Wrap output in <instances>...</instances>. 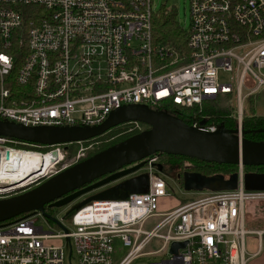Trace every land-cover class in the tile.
I'll return each instance as SVG.
<instances>
[{
    "label": "built area",
    "instance_id": "1",
    "mask_svg": "<svg viewBox=\"0 0 264 264\" xmlns=\"http://www.w3.org/2000/svg\"><path fill=\"white\" fill-rule=\"evenodd\" d=\"M189 1L186 54L153 40L152 0H0V119L91 125L125 104L170 102L191 125L214 131L223 120L206 106L233 92L243 136V100L264 88V0ZM221 70L232 83L220 80ZM15 142L0 135V164L6 150L46 152ZM63 156L47 176L68 166H60ZM144 161L145 190L79 205L64 231L44 230L34 215L0 221V264H72L73 255L78 264H133L174 240L187 241L180 255L170 251L153 264H246L245 236L264 234L246 226V201L264 202V189L244 186V164L237 188L209 189L161 210L168 189L159 152ZM0 184V196L14 188ZM153 241L159 249L148 248Z\"/></svg>",
    "mask_w": 264,
    "mask_h": 264
},
{
    "label": "water",
    "instance_id": "2",
    "mask_svg": "<svg viewBox=\"0 0 264 264\" xmlns=\"http://www.w3.org/2000/svg\"><path fill=\"white\" fill-rule=\"evenodd\" d=\"M134 120L147 124V127L107 145L90 156L79 159L54 174L49 176L42 174L29 183L6 190L10 193L4 192L6 195L0 196V221L22 215H35L37 212L55 220L54 216L45 213L44 204L64 206L93 189L135 172L144 166V158L154 152L179 153L220 163L242 162L244 165H264V140L240 136L236 127L221 126L214 131L203 130L164 108L139 103L119 106L112 110L105 120L91 125L38 124L32 126L0 119V135L46 145L63 144L89 139L120 122ZM243 132L246 130L243 129ZM6 151L8 156L9 151ZM1 166L0 164V168ZM244 173V186L247 189H264L263 171L247 170ZM182 175L183 187L188 190L237 188L238 173L236 172L226 176L224 173L207 175L196 170H184ZM31 183L35 185L28 187ZM147 186L148 179L141 188L136 190L143 191ZM107 196L120 195L107 193L102 197H88L81 204L91 198ZM186 242V240L172 241L169 246L170 251L174 255H180L179 250L185 246ZM153 263L155 261L151 264Z\"/></svg>",
    "mask_w": 264,
    "mask_h": 264
},
{
    "label": "trees",
    "instance_id": "3",
    "mask_svg": "<svg viewBox=\"0 0 264 264\" xmlns=\"http://www.w3.org/2000/svg\"><path fill=\"white\" fill-rule=\"evenodd\" d=\"M177 8L171 7H160L159 10L153 11L152 13V31H153V40L156 43H163L172 45L181 53H189L190 48L187 45L189 30L184 29L177 16ZM243 129L246 130L244 132V136L252 139L264 140V88L263 90H259L257 92L249 93L248 96L243 100ZM161 108H164L171 113L182 117L185 121L190 122V119L186 117L183 109L179 108L173 103L164 102L162 103ZM237 108V101L234 98L233 92H227L224 95H220L216 97L212 103L208 104L206 109L208 111H212L217 114L215 117L218 120H223V125L229 128H235L237 124V118L235 117V110ZM147 127V124L140 121H123L117 125H114L105 132L92 136L89 139L81 140V141H72L68 143H63L62 148H66L69 152H74L75 147L79 142L90 143L94 142L92 148L89 150V153L86 156L92 155L101 149H104L107 145L120 141V139L133 135L135 132L140 131L141 129ZM16 139V138H14ZM17 142L14 144L16 146L21 147H29L34 148L38 147L43 151L49 150L54 145L51 144H41L37 142H28L21 139H16ZM159 161L176 164L178 167L180 166L179 172V180L183 186V171L184 170H196L204 174H208L209 172H218L224 173L226 176H230L234 172H236L238 168V163H229V162H216L210 160H202L197 157H190L183 154H173L168 152H159ZM244 169L251 171H263V164H251L244 165ZM109 187V186H107ZM115 193V192H114ZM92 200V198H91ZM82 201H80L76 206H73L66 213L67 216H71L76 209L79 208ZM45 213L53 216L57 211L58 206L44 204ZM23 214V213H21ZM21 216V215H19ZM53 220L52 218H50ZM55 221V220H53ZM257 221V220H256ZM258 227L264 226V220L258 219ZM257 226V225H256Z\"/></svg>",
    "mask_w": 264,
    "mask_h": 264
},
{
    "label": "rangeland",
    "instance_id": "4",
    "mask_svg": "<svg viewBox=\"0 0 264 264\" xmlns=\"http://www.w3.org/2000/svg\"><path fill=\"white\" fill-rule=\"evenodd\" d=\"M152 5H153L154 11L159 10L160 7L171 8L175 6L177 8L176 16L178 20L180 21L181 26L186 30L189 29L190 21H191L189 0H152ZM220 80L227 82V83H232V74L230 72L221 70ZM93 144H94L93 141H91L90 143L79 142L78 145L75 147L76 150H74V152H71V153L66 148H62L61 144H58L61 150H58L55 148L53 151L48 150L46 152L52 151L49 154L57 153L58 155L57 158L60 156V154L64 155L63 159L60 161L59 164L60 166L63 164L69 165L83 158V156L85 157V155L89 153V150L92 148ZM20 150H23V149H20ZM44 155H47V154H44ZM156 167L159 170V172L163 175L164 179L166 180L167 189H168V195H165V197L159 200V204H160L159 208L161 210H165L167 208L180 205L181 203H184L185 201H189L194 198L204 196L205 191L206 193H208L209 188L208 189H194V190L185 189L179 180V177H180L179 172L181 169L180 166L178 167L176 164H173V163H167V162L163 163V162L157 161ZM147 179H148L147 171L145 170V167L142 166L141 168L137 169L135 172L126 174L118 180L107 183V185L93 189V191L79 196V198L75 199L74 201L70 203L64 204V206H58V209L54 213L53 216L55 220L61 222V225L57 221H53L47 218L41 212H37L32 218L34 222H36V224L41 225L46 231H53V232L64 231V227L66 226L68 222L66 219L67 217L66 213L69 211L70 208H72L73 206H76L80 201H83L88 197H93V196L102 197L103 195H107V193H114V192L115 194L121 196L122 194H125L129 191H135L136 189L141 188V186L146 183ZM0 183L7 184L6 182H0ZM90 200H87V201H90ZM246 216H247V220H246L247 227L252 226V225L258 226L257 224L258 219L264 220V202H259L255 200H252L250 202L246 201ZM261 227H264V226H261ZM255 234L256 233L248 234L246 238L247 246H250V242H251L250 237H253V235ZM160 246H161L160 243H156V241H153L152 244L148 246V248L159 249ZM168 256H170V250L163 249L159 252L152 253V254H142L133 261L134 262L133 264H151L153 261H157L162 258H167ZM71 262L72 264H78L77 258L75 255H73ZM67 264H68V260H67Z\"/></svg>",
    "mask_w": 264,
    "mask_h": 264
},
{
    "label": "bare ground",
    "instance_id": "5",
    "mask_svg": "<svg viewBox=\"0 0 264 264\" xmlns=\"http://www.w3.org/2000/svg\"><path fill=\"white\" fill-rule=\"evenodd\" d=\"M52 151L44 153L38 150L11 149L8 156L7 151L4 152L1 159L0 182H6L9 187H18L35 180L48 172L52 162L57 159V153L49 154ZM62 156L60 154L58 158Z\"/></svg>",
    "mask_w": 264,
    "mask_h": 264
},
{
    "label": "crops",
    "instance_id": "6",
    "mask_svg": "<svg viewBox=\"0 0 264 264\" xmlns=\"http://www.w3.org/2000/svg\"><path fill=\"white\" fill-rule=\"evenodd\" d=\"M250 229H258L264 227H258L256 225L249 226ZM253 237H250V246L246 245L248 234H253ZM253 233H248L245 236V248L247 251V262L246 264H264V234H259L255 231Z\"/></svg>",
    "mask_w": 264,
    "mask_h": 264
},
{
    "label": "flooded vegetation",
    "instance_id": "7",
    "mask_svg": "<svg viewBox=\"0 0 264 264\" xmlns=\"http://www.w3.org/2000/svg\"><path fill=\"white\" fill-rule=\"evenodd\" d=\"M194 170V169H193ZM193 170H190V171H193ZM218 172H209L208 174L209 175H214V174H217ZM207 174V175H208ZM42 180V179H41ZM33 185H35V183H31L28 187H31V186H33ZM21 191V190H20ZM13 193H15V192H13Z\"/></svg>",
    "mask_w": 264,
    "mask_h": 264
}]
</instances>
